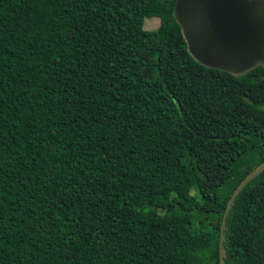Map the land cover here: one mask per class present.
<instances>
[{
    "label": "trees",
    "instance_id": "trees-1",
    "mask_svg": "<svg viewBox=\"0 0 264 264\" xmlns=\"http://www.w3.org/2000/svg\"><path fill=\"white\" fill-rule=\"evenodd\" d=\"M173 3L0 0V264H264V66Z\"/></svg>",
    "mask_w": 264,
    "mask_h": 264
},
{
    "label": "water",
    "instance_id": "water-1",
    "mask_svg": "<svg viewBox=\"0 0 264 264\" xmlns=\"http://www.w3.org/2000/svg\"><path fill=\"white\" fill-rule=\"evenodd\" d=\"M172 13L187 53L200 66L233 76L264 66V0H174ZM262 169L264 162L239 182L225 211Z\"/></svg>",
    "mask_w": 264,
    "mask_h": 264
},
{
    "label": "rangeland",
    "instance_id": "rangeland-1",
    "mask_svg": "<svg viewBox=\"0 0 264 264\" xmlns=\"http://www.w3.org/2000/svg\"><path fill=\"white\" fill-rule=\"evenodd\" d=\"M156 26V21L151 19H143V29L145 30H151L154 29Z\"/></svg>",
    "mask_w": 264,
    "mask_h": 264
}]
</instances>
